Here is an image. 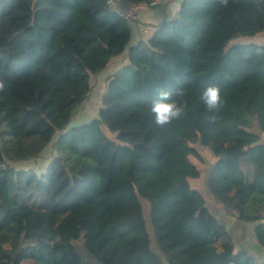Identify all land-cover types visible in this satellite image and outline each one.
Segmentation results:
<instances>
[{
    "label": "trees",
    "instance_id": "trees-1",
    "mask_svg": "<svg viewBox=\"0 0 264 264\" xmlns=\"http://www.w3.org/2000/svg\"><path fill=\"white\" fill-rule=\"evenodd\" d=\"M261 32L264 0H183L130 48L129 21L107 0H0V264H88L81 237L102 264H259L190 179L201 176L197 146L208 148L215 209L255 223L264 248V44H230ZM128 48L98 116L71 126L93 78ZM210 85L224 101L218 112L200 100ZM177 87L186 115L158 128L156 90ZM51 144L42 173L11 166Z\"/></svg>",
    "mask_w": 264,
    "mask_h": 264
},
{
    "label": "rangeland",
    "instance_id": "rangeland-1",
    "mask_svg": "<svg viewBox=\"0 0 264 264\" xmlns=\"http://www.w3.org/2000/svg\"><path fill=\"white\" fill-rule=\"evenodd\" d=\"M235 43H255V44H264V32H261L255 36H241L231 41V45ZM113 67L110 66L107 72L103 74L96 75L93 78L92 92L87 99V101L76 111L71 126H78L85 122H89L92 119L98 116V112L100 107L102 106V100L105 93V84L106 78L109 76V72L112 71ZM256 131L254 128L252 129ZM259 134L262 136V140L264 141V132H260L257 130ZM59 134L55 137V141L58 138ZM198 150L201 151L202 160L193 157L194 163L197 165L199 170L201 171V176L199 178L190 179V183L193 188H197L200 192L207 198L209 206L212 210L217 213L219 219L225 224L228 225V228L233 236L236 248L238 250H247L259 264H264V248H262L257 238L254 234L255 223H244L238 220V214L230 207L221 205L219 209H215V201L212 198L213 196L208 190L207 187V178L211 171L213 163L216 161V157L210 152V150L201 145L197 146ZM54 156L53 146L52 144L48 146V148L40 155L38 158L29 159L24 162H10L11 166H13L17 170H29L36 171L37 173H42L46 170L48 164L52 160ZM255 198H261L258 194H254L251 198V201L248 204L249 210L252 209L253 201ZM145 206V215L148 220V230L151 234L152 241L156 245V240L154 237V230L152 225L150 224V214H149V203L147 201H143ZM75 245L77 247L78 253L81 255L83 261L88 264H102L93 254H91L85 244L84 238L76 240ZM156 255V252H155ZM162 264H167L166 262H162Z\"/></svg>",
    "mask_w": 264,
    "mask_h": 264
},
{
    "label": "clouds",
    "instance_id": "clouds-1",
    "mask_svg": "<svg viewBox=\"0 0 264 264\" xmlns=\"http://www.w3.org/2000/svg\"><path fill=\"white\" fill-rule=\"evenodd\" d=\"M224 6L228 4V0H220ZM5 90V86L0 82V92ZM185 96V89L177 88H159L151 102L149 109L152 117V123L158 128H165L172 124L173 121H178L186 115L187 102L181 103L174 97L183 99ZM200 100L206 106L209 113L218 112L224 105L221 96L220 88L217 86H207L200 96Z\"/></svg>",
    "mask_w": 264,
    "mask_h": 264
},
{
    "label": "crops",
    "instance_id": "crops-1",
    "mask_svg": "<svg viewBox=\"0 0 264 264\" xmlns=\"http://www.w3.org/2000/svg\"><path fill=\"white\" fill-rule=\"evenodd\" d=\"M182 1L183 0H161V4L159 5L142 9L140 12L139 21L129 22L132 30L129 48L142 40L151 38L155 33L156 27H158L164 21L176 18L180 13ZM145 29L147 32H145ZM129 48L123 55L112 60L110 66H112L113 69L108 73L109 75L113 74L127 63ZM226 226L228 227V225Z\"/></svg>",
    "mask_w": 264,
    "mask_h": 264
},
{
    "label": "built area",
    "instance_id": "built-area-1",
    "mask_svg": "<svg viewBox=\"0 0 264 264\" xmlns=\"http://www.w3.org/2000/svg\"><path fill=\"white\" fill-rule=\"evenodd\" d=\"M159 4H161V0H154L151 3L141 2L136 4H128L123 0H107L108 7L129 22H138L142 9ZM145 32H147L146 29Z\"/></svg>",
    "mask_w": 264,
    "mask_h": 264
}]
</instances>
